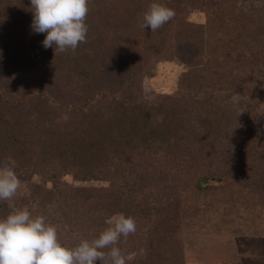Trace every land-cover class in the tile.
<instances>
[{
  "label": "trees",
  "instance_id": "obj_1",
  "mask_svg": "<svg viewBox=\"0 0 264 264\" xmlns=\"http://www.w3.org/2000/svg\"><path fill=\"white\" fill-rule=\"evenodd\" d=\"M153 2L167 6L173 3V9L182 7V2L177 0H90L86 18L88 30H95L102 36H108L110 30V37H100L99 49H83L79 45L81 50L77 48L74 56L70 49L55 55L53 48H47L53 56L45 51L52 57V67L62 64L69 70V67L78 66L82 72L81 80L77 81L79 100L70 102L67 98L69 101L58 104L61 113L56 118L70 116V120L74 119L72 130H68L71 135L68 140H53L51 136L59 130L57 123L53 126L47 118L40 119L32 109L20 114L19 121L11 122L12 130L8 124L0 125V158L5 157L19 169L22 165H32L35 173L52 183V189L45 188L47 193L44 195L56 192L55 198L49 197V201L48 195L42 194L37 202L42 206V213L36 211V207L33 214H44L50 223L58 225L62 243L75 246L81 239L97 238L109 227L106 219L113 213L121 211L123 215L135 218L136 232L127 239L122 237L117 245L126 254L127 264H161L166 259L163 251L173 252L174 231L184 216H177V209L181 214L185 213L181 211L180 202L192 191H201L212 179H234L238 186V180H243V188H257L255 176L264 175V108L250 93H240L235 101L248 111L254 124L238 129L232 116L236 106L233 97L237 96H223L221 85L193 89L185 85L195 80L197 67L194 63L189 62L180 74L179 87L174 93L158 95L152 100L142 99L130 90L127 94L126 87L121 88L114 80L119 73L130 75L128 78L135 76L134 79L143 74L142 67L148 61V55L142 58L145 63L130 66L127 71L128 66H122L128 62L127 58L130 62L138 61L131 50L136 45L134 37L145 41L159 40L163 31L167 36L182 37L178 28L192 25L175 17L171 20L175 23L172 28L167 26L171 24L169 21L155 32L142 29L143 14ZM192 3L189 2L187 7ZM13 6L7 16L15 25V19H11ZM4 21L8 25L7 17ZM8 31L5 42L0 44V50L6 52V55L0 54V67L6 63L9 54L12 56L15 38L24 45L30 34L28 29L11 26ZM247 41L252 43L254 38L249 37ZM193 48L186 50L190 61L196 57L193 55H201L196 47ZM197 64L210 75V64L200 59ZM211 74L220 76L224 71L217 73L215 68ZM53 79L50 82L54 83ZM7 82L0 77V106L24 109L40 92H48L36 85L20 92L9 88ZM216 82L229 85L219 79ZM172 99H181L187 105L170 112L166 102ZM37 134L44 137L34 139ZM244 146L248 148L246 157L242 154ZM48 151L51 153L48 157L29 161L35 154L40 156ZM77 154L81 158H71ZM249 154L257 157L254 164L248 159ZM239 155L244 156L242 159L235 157ZM228 156L230 160L226 159ZM64 173L81 181L100 179L105 183L74 186L62 180Z\"/></svg>",
  "mask_w": 264,
  "mask_h": 264
},
{
  "label": "rangeland",
  "instance_id": "obj_2",
  "mask_svg": "<svg viewBox=\"0 0 264 264\" xmlns=\"http://www.w3.org/2000/svg\"><path fill=\"white\" fill-rule=\"evenodd\" d=\"M27 1L29 0H0V44L5 42L4 38L9 34L7 33L9 26L30 31L27 44L23 45L20 39L15 38L17 41L12 46V56L9 54L6 63L1 65L0 77L3 81L9 82H7L9 88H15L20 92L32 85L41 89L44 87L48 92H40L37 97L27 102L28 105L26 104L24 109H17V106L15 108L0 106V125L8 124L9 130H12L14 127L11 122L16 119L19 121L20 114L32 109L40 119L47 118L53 126L57 123L56 128L59 130L51 136L53 140H68L71 137L68 130H72L74 119L70 120L72 118L70 116L56 118V115L61 113L58 104L69 101L66 100L67 98L70 102L79 100L80 94H76V91H79L77 81L81 80L82 72L77 68L78 66L69 67V70H66L67 66L63 67L62 64L52 67V57H48L45 51L51 52L47 51L42 44L46 33L37 34L32 31L33 13ZM177 1L182 2V7L174 9L175 17H181L192 25L178 28L182 37L167 36L165 31L161 32L159 40L145 41L134 37L136 45L131 50L139 62H130V58H127L128 62L122 66L124 68L128 66L127 71L130 66L145 63L142 58L148 55L149 59L142 67L143 74L139 79H134L135 76L128 78L130 75L119 73L114 80L121 88L126 87L127 94L130 90L142 99L152 100L158 95L170 96L179 87L180 74L187 69L190 62L197 68L194 82L185 84L188 88L193 89L198 86L217 88L221 85L220 92L223 96H240V93H250L255 97L258 105L264 108V0ZM189 2L194 4L187 7ZM13 3H16L15 7ZM172 4L168 3V7L172 8ZM11 6L14 8L11 19H15V25L9 22V16H7ZM6 17L8 25L6 21L3 22ZM170 22L171 24L167 26L174 27L175 23ZM29 23L30 26H28ZM109 31L107 33L110 37ZM101 36L97 31L89 29L87 42L80 44L81 48L99 49ZM108 36L102 37L107 39ZM249 37L254 38V42L247 41ZM193 46L201 55H193L196 57L190 61L186 50H194ZM78 48L81 50L80 47ZM3 50H0V54L6 55ZM69 51L74 56L73 51ZM79 53L78 51L77 54ZM199 59L210 64L208 73L210 75L200 70L197 64ZM217 66L222 68L219 69L220 67ZM215 68L217 73L223 70L224 74L212 75L211 72H214ZM50 79H53L54 83L50 82ZM217 79L222 82L227 81L229 85L218 84ZM231 81L235 83L232 84ZM235 104L236 106L232 109V116L236 121L233 122L234 125L238 124V129L239 126L253 125V119L250 118L248 111L241 107V103ZM166 105L171 112L176 108L184 107L187 103L181 99H172L166 102ZM42 136V134L34 135V139ZM243 150L242 154L246 157L248 148L244 146ZM50 154L49 151L48 154L40 156L35 154L29 161L32 163L36 161L35 158L46 157V155L48 157ZM244 155L235 157L241 158ZM71 158L77 160L81 156L77 154ZM226 159L230 160V156ZM248 159L252 160L253 164L257 161L255 155L249 154ZM8 165L14 166L10 160L1 157L0 167ZM31 166L22 165L20 169L14 166L21 181V188L12 199L0 200V218L25 207L32 213L37 207L36 211L42 213L40 209L42 206H39L37 202L42 194L47 193L45 188L52 189V183L35 173ZM255 177L257 188H243L245 187L243 180H238V183L240 182L238 186L234 179L227 181L212 179L208 181L206 188L189 193L186 196L187 199L180 202L181 211L185 213L181 214L177 209V216H184L180 218V223L174 231L173 252L163 251V257L166 259L161 264H264V175H261L262 178H258V175ZM62 180L74 186L104 185L105 183L100 179L81 181L70 173H64ZM45 195H48L46 197L51 201L55 198L56 192L51 191ZM120 214L123 213L119 211L108 216L106 219L108 225L110 226L113 217Z\"/></svg>",
  "mask_w": 264,
  "mask_h": 264
},
{
  "label": "clouds",
  "instance_id": "obj_3",
  "mask_svg": "<svg viewBox=\"0 0 264 264\" xmlns=\"http://www.w3.org/2000/svg\"><path fill=\"white\" fill-rule=\"evenodd\" d=\"M90 0H30L33 13L31 29L46 33L43 47L55 55L86 43ZM175 10L153 2L144 12L140 27L157 31L175 17ZM233 97V100H237ZM21 188L14 166L0 167V200L12 199ZM137 230L134 217L120 214L110 221L97 238L81 239L75 246L62 243L59 227L44 214L16 209L0 218V264H127L119 244ZM143 251V250H141Z\"/></svg>",
  "mask_w": 264,
  "mask_h": 264
}]
</instances>
